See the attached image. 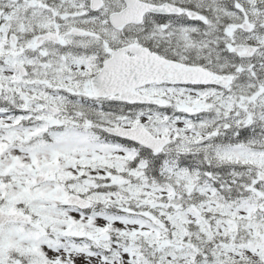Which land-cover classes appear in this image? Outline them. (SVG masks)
Listing matches in <instances>:
<instances>
[{"label": "snow or ice", "instance_id": "snow-or-ice-1", "mask_svg": "<svg viewBox=\"0 0 264 264\" xmlns=\"http://www.w3.org/2000/svg\"><path fill=\"white\" fill-rule=\"evenodd\" d=\"M0 264H264V0H0Z\"/></svg>", "mask_w": 264, "mask_h": 264}]
</instances>
